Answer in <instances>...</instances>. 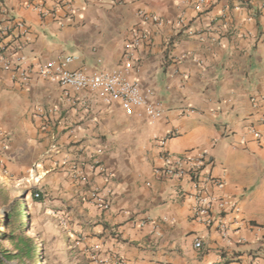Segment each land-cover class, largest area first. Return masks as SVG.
<instances>
[{
	"label": "crops",
	"instance_id": "obj_1",
	"mask_svg": "<svg viewBox=\"0 0 264 264\" xmlns=\"http://www.w3.org/2000/svg\"><path fill=\"white\" fill-rule=\"evenodd\" d=\"M2 1L26 30L12 29L6 42L28 64L72 57L68 69L88 74L127 65L128 80L164 111L127 114L36 74L19 85L0 57V134L5 152L34 173L49 264H95L93 247L128 264H264V146L255 137L264 135V0H71L70 17ZM199 152L221 183L203 181L207 194L233 204L222 215L226 238L192 219L187 176L154 173L166 155Z\"/></svg>",
	"mask_w": 264,
	"mask_h": 264
},
{
	"label": "built area",
	"instance_id": "obj_2",
	"mask_svg": "<svg viewBox=\"0 0 264 264\" xmlns=\"http://www.w3.org/2000/svg\"><path fill=\"white\" fill-rule=\"evenodd\" d=\"M52 7L46 9V0H29V4L41 15L51 14L55 9L64 8L70 17L74 13L71 0H51ZM202 4L203 0H196ZM146 18L145 13H140ZM157 21L156 18H152ZM26 32L24 24L12 18L2 0H0V57L2 69L12 75V80L19 85L30 83L32 74L38 78L57 83L62 88H70L76 91L87 90L96 93L102 97L103 101L118 102L121 108L127 113L132 114L138 109H142L148 118H161L164 111L159 105L149 99L139 84L135 81H129L127 78V65L120 67L115 71H101L95 73H85L83 71H70L68 65L72 62V57H66L59 61H45L37 64H28L26 58L21 55L19 46H14L12 42H6L12 29ZM139 38L134 39L126 45V58L130 59L131 51L139 45ZM12 43V44H10ZM256 140L264 146V135L255 134ZM164 164L161 168L155 169L156 176L164 179L179 180L187 176L193 186L194 205L192 207V219L206 227H215L219 234L227 237L226 227L223 220V213L226 207L232 206V202L212 197L207 194L205 183L210 182L217 187L221 183L210 177L208 169L212 162L205 152H199L195 155L178 157L173 160L165 156ZM76 176L84 180L80 171L75 172ZM205 183H204V182ZM91 200L101 210L109 207V200L99 196L95 189L89 191ZM33 198H40L39 192L33 193ZM195 247H201L200 242L195 243ZM89 258L95 264H128L123 258L115 255L101 256L98 248L93 247L89 251Z\"/></svg>",
	"mask_w": 264,
	"mask_h": 264
},
{
	"label": "rangeland",
	"instance_id": "obj_3",
	"mask_svg": "<svg viewBox=\"0 0 264 264\" xmlns=\"http://www.w3.org/2000/svg\"><path fill=\"white\" fill-rule=\"evenodd\" d=\"M5 137L4 134H0V231L4 219L13 211V201L21 200L25 203L21 211L23 223H25L24 215H28L24 234L32 239L35 258L27 254L19 255L12 242L3 238L0 240V264H49L48 252L37 235L39 214L38 209L33 205V202L37 201L33 198L34 173L30 167H22L26 158H14L10 153L5 152L7 149L5 147H8Z\"/></svg>",
	"mask_w": 264,
	"mask_h": 264
},
{
	"label": "trees",
	"instance_id": "obj_4",
	"mask_svg": "<svg viewBox=\"0 0 264 264\" xmlns=\"http://www.w3.org/2000/svg\"><path fill=\"white\" fill-rule=\"evenodd\" d=\"M23 206H25V203H22L21 200L13 201V211L3 221L0 240L6 238L11 241L19 255L27 254L35 258L32 239L24 234V228L28 222V215H24L25 223H23L21 219Z\"/></svg>",
	"mask_w": 264,
	"mask_h": 264
}]
</instances>
